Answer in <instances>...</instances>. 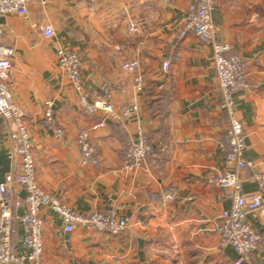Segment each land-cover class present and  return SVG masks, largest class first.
Masks as SVG:
<instances>
[{"label":"crops","instance_id":"1","mask_svg":"<svg viewBox=\"0 0 264 264\" xmlns=\"http://www.w3.org/2000/svg\"><path fill=\"white\" fill-rule=\"evenodd\" d=\"M28 6L29 20L0 18L3 44L15 49L9 85L24 114L36 164V183L45 193L80 214L111 212L134 222L132 232L112 236L77 227L64 230L61 216L42 207L46 264H235L238 255L212 232V222L233 203V191L209 181L226 169L223 148L228 118L214 66L213 46L194 35L180 38L179 24L192 0H45ZM215 41L228 44L227 56L241 57L249 88L235 94L242 123L244 158L264 172V0H217L212 11ZM37 25L34 28L33 25ZM51 25L54 36L40 28ZM57 48L75 52L82 63V91L59 66ZM136 61L130 74L123 64ZM169 62L163 72L162 64ZM143 78L138 92L134 79ZM108 97L119 121L102 112L84 113L80 97ZM54 103V120L63 138L44 127L45 102ZM135 105L131 119L124 111ZM105 120V125L93 127ZM11 124L0 121V179L12 170ZM141 128L155 147L146 164L128 170L125 156ZM86 131L100 167L85 165L77 145ZM240 173L242 191L258 193L263 207L247 220L262 236L260 247L242 264H264V187ZM177 195L164 203L162 193ZM14 184L7 197L24 199ZM16 209L14 242L22 250L23 226ZM24 251V250H23Z\"/></svg>","mask_w":264,"mask_h":264},{"label":"built area","instance_id":"2","mask_svg":"<svg viewBox=\"0 0 264 264\" xmlns=\"http://www.w3.org/2000/svg\"><path fill=\"white\" fill-rule=\"evenodd\" d=\"M33 1L46 3L45 0H0V18L6 15H16L29 20L28 6ZM69 1L79 2L81 0ZM97 1L89 0L91 4ZM216 2L217 0H192L184 19L178 26L177 34L180 38L194 35L213 46L214 66L222 93V108L226 112L229 128L227 145L223 148L227 167L223 171H213L208 178L210 183L232 190L233 203L229 210L223 211L219 218L212 222V232L220 236L224 245H229L234 249L238 255L235 264H242L249 260L262 243V236L249 223L247 215L260 211L263 202L260 194H246L242 191L240 173L246 168H251L254 172L252 180L262 189L264 172L259 171L257 166L244 158L245 134L242 123L235 115L234 96L249 88L247 67L241 57L226 55L231 49L228 44L215 41L212 11ZM33 27L37 28V25L34 24ZM40 30L46 38H52L55 34L51 25L44 26ZM5 33V26L0 23V121H7L11 124L13 140V148L9 152V159L13 162L12 170L3 181L0 179V264H46L42 260L44 222L39 214L42 207L52 208L61 216L66 232H72L77 227L93 229L112 236L132 232L135 225L130 218H120L111 212L95 211L87 214L74 212L37 186L31 136L24 122V114L17 105L8 82L16 53L14 48L3 44ZM56 54L62 71L69 77L76 90L82 91V63L79 56L63 48H57ZM169 66V62H164L163 72H167ZM123 69L130 74H136L139 70V63L127 62L123 64ZM134 83L137 91L142 92L143 78L136 75ZM80 106L82 111L88 115L102 112L108 119L114 121L120 119L108 97L89 100L87 96L82 95ZM137 111V106H129L123 116L131 119ZM43 124L46 129L53 130L56 137H64L63 129L55 123L54 103L51 100L45 102ZM104 125L105 120L94 126L93 130ZM77 145L83 164L101 166L88 132L83 131L78 135ZM154 151L153 144L146 138L142 129L138 128L137 140L131 145L124 159L125 168L133 170L143 167L148 158L154 155ZM14 184L25 190L24 199L11 201L7 197ZM176 195L177 192L173 188H167L162 193V200L164 203L170 202ZM19 208L25 209L24 213L18 217L24 229L22 250L14 242L13 229L14 211Z\"/></svg>","mask_w":264,"mask_h":264},{"label":"trees","instance_id":"3","mask_svg":"<svg viewBox=\"0 0 264 264\" xmlns=\"http://www.w3.org/2000/svg\"><path fill=\"white\" fill-rule=\"evenodd\" d=\"M154 150H155V147H154ZM154 153H155V151H154Z\"/></svg>","mask_w":264,"mask_h":264}]
</instances>
